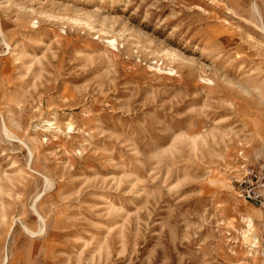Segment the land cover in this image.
Returning a JSON list of instances; mask_svg holds the SVG:
<instances>
[{
    "label": "rangeland",
    "instance_id": "1",
    "mask_svg": "<svg viewBox=\"0 0 264 264\" xmlns=\"http://www.w3.org/2000/svg\"><path fill=\"white\" fill-rule=\"evenodd\" d=\"M0 264H264V0H0Z\"/></svg>",
    "mask_w": 264,
    "mask_h": 264
},
{
    "label": "built area",
    "instance_id": "2",
    "mask_svg": "<svg viewBox=\"0 0 264 264\" xmlns=\"http://www.w3.org/2000/svg\"><path fill=\"white\" fill-rule=\"evenodd\" d=\"M244 195L248 200H253L255 202H262V195L261 193L251 186H247L244 189Z\"/></svg>",
    "mask_w": 264,
    "mask_h": 264
}]
</instances>
